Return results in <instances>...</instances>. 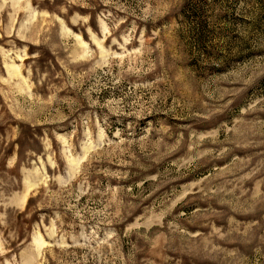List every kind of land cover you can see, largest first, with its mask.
Here are the masks:
<instances>
[{"label":"rangeland","instance_id":"1","mask_svg":"<svg viewBox=\"0 0 264 264\" xmlns=\"http://www.w3.org/2000/svg\"><path fill=\"white\" fill-rule=\"evenodd\" d=\"M0 264H264V0H0Z\"/></svg>","mask_w":264,"mask_h":264}]
</instances>
